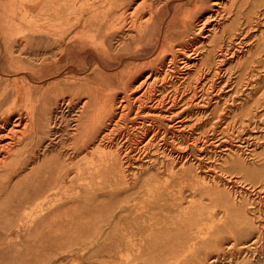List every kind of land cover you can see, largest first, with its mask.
Segmentation results:
<instances>
[{"label":"rangeland","instance_id":"obj_1","mask_svg":"<svg viewBox=\"0 0 264 264\" xmlns=\"http://www.w3.org/2000/svg\"><path fill=\"white\" fill-rule=\"evenodd\" d=\"M50 1L71 31L78 8ZM104 1L80 38L93 73L0 0V128L36 120L1 173L0 264H264V0H225L214 34L198 26L215 0H149L134 26Z\"/></svg>","mask_w":264,"mask_h":264},{"label":"bare ground","instance_id":"obj_2","mask_svg":"<svg viewBox=\"0 0 264 264\" xmlns=\"http://www.w3.org/2000/svg\"><path fill=\"white\" fill-rule=\"evenodd\" d=\"M76 1H79V0H76ZM75 0H51L50 2L51 3H49V4H52V6L53 7H55V11H56V13H58V12H60L61 10H64L65 12H63V13H65L66 14V12H68V13H70L69 11H72V7H77L78 8V10H79V12L80 13H78V14H75V16H68V18L65 20V21H63V22H65L66 24H67V26L68 27H70V28H73L71 31H67V33H62L60 30H62V29H59V26L60 25H63L64 23H60V25L59 24H56L57 22H59V21H62V11H61V14L60 15H57V14H52V16L50 15H47V12H46V10H45V12H44V8H45V6H48V4H47V2H46V0H39V2H30L29 0H21V5L20 6H18V7H20V9H22V8H27L28 10H30L31 11V8H35V10H36V12H37V16H36V23H35V28H34V30H35V33H36V36L40 39V41H43V36L46 34V30H47V28L50 30L49 32L50 33H48L47 32V34H50L51 35V37L53 38V40L55 41V43L58 45H56V49H57V51H58V53L60 54V60L59 61H61V64H65L66 65V61L67 60H69L70 62H71V67L73 68V69H76V67L78 68V67H80V63L81 62H83V63H87L88 65V68L89 69H92V72L94 73V71H96V66H94L95 65V63H97V64H99L100 65V63H101V61H102V57L99 55V53H98V55L97 54H88V52H87V54L86 53H84L83 52V49H82V46H83V44L85 43V40H80V38L81 37H83L84 35H85V27H86V22H87V18H86V9L88 8L87 7V3L89 4V5H92V6H97V8L98 7H100L101 6V3H103L102 1L103 0H94V1H91V0H89L88 2H87V0H81L80 2H76ZM107 0H105L104 2H106ZM109 1V0H108ZM158 1V0H157ZM164 1V0H163ZM170 1V0H169ZM110 6H112V7H114V9L117 11V12H119L120 14H121V17L122 18H124V17H127L128 18V20H130L131 21V25H135L134 24V21L137 19V18H139V15L141 14V13H143V12H146V10H148V8H150V1L149 0H110ZM154 2V1H153ZM196 2V1H195ZM109 3V2H108ZM174 3V2H173ZM176 3V2H175ZM179 3H182V2H179ZM179 3H178V5H179ZM229 2H227V4H228ZM189 4V3H188ZM193 4V3H192ZM227 4H226V2H225V0H215V1H213L212 2V9H213V12H209V13H207V14H205L204 16H202V21H200L199 22V31L200 32H202V33H206V34H214V33H216L217 31H216V25H214V23L213 22H215V21H213V19H214V16L216 15V13H219V11H221L222 9L224 10V7H225V5L227 6ZM104 5H105V3H104ZM157 5V4H156ZM162 5V4H161ZM175 5V4H174ZM173 5V6H174ZM177 5V4H176ZM175 5V6H176ZM229 5V4H228ZM51 6V5H50ZM50 6H48V7H50ZM155 5H153V7H154ZM187 6V5H186ZM17 7V6H16ZM155 7H157V6H155ZM154 7V8H155ZM183 7H184V5H183ZM228 7V6H227ZM47 8V7H46ZM68 8H72L71 10H68ZM96 8V7H95ZM94 8V9H95ZM110 8V7H109ZM152 8V7H151ZM153 8V9H154ZM173 8V7H172ZM180 8V7H179ZM92 8H90V10H91ZM158 9V8H157ZM182 9V8H181ZM194 9V8H193ZM68 10V11H67ZM98 10V9H97ZM107 10H109V9H107ZM155 10V9H154ZM188 9H186L185 11L188 13V11H187ZM195 10V9H194ZM211 10V9H210ZM88 11H89V8H88ZM93 11V10H92ZM152 11V10H151ZM184 11V10H183ZM191 11V10H190ZM75 12V11H74ZM77 12V11H76ZM89 12H91V11H89ZM96 12V11H95ZM110 12V11H109ZM112 12V11H111ZM172 12V11H171ZM180 12V11H179ZM104 13V12H103ZM148 13V12H147ZM157 13H158V10H156V16H157ZM193 13V12H192ZM221 13V12H220ZM219 13V16L221 15ZM49 14H50V12H49ZM70 14H72V13H70ZM106 14V13H105ZM105 14H103L102 15V17L105 15ZM127 14V15H126ZM184 14V13H183ZM190 14V13H189ZM36 15V14H35ZM72 15H74V14H72ZM95 15H100V13H96ZM110 15V14H109ZM155 15V14H154ZM176 15V14H175ZM179 15H180V13H179ZM65 16V15H64ZM90 16V15H89ZM92 16V15H91ZM182 16V15H181ZM218 16V15H217ZM66 17V16H65ZM107 17V16H106ZM105 17V18H106ZM179 17V16H178ZM184 17V16H183ZM186 17V16H185ZM188 17H191V16H188ZM187 17V18H188ZM93 18V17H92ZM96 18H98V17H96ZM100 18V17H99ZM104 18V17H103ZM145 18V16L143 15V17L142 18H140V19H144ZM157 18H158V20H160L161 19V17H159V16H157ZM94 19V18H93ZM119 19V18H118ZM148 19V18H147ZM190 19V18H189ZM89 20V19H88ZM90 20H92V19H90ZM89 20V21H90ZM97 20V19H96ZM106 20V19H105ZM127 20V19H126ZM149 20V19H148ZM216 20V19H215ZM88 21V22H89ZM93 21V20H92ZM91 21V22H92ZM121 21V20H120ZM130 21H128V22H130ZM137 21V20H136ZM139 21V20H138ZM145 22H146V20H144ZM181 21V20H180ZM186 21H187V19H186ZM95 22V21H94ZM110 22V21H109ZM114 22V21H113ZM116 22V21H115ZM166 22V24H167V21H165ZM178 22V21H177ZM48 23H51V24H48ZM106 22H104V24H105ZM169 23H171V21L169 22ZM168 23V24H169ZM190 23H192L191 21H190ZM216 23V22H215ZM217 23H219L218 21H217ZM66 24H65V27H66ZM92 24V23H91ZM94 24V23H93ZM108 26H110L108 23H106ZM116 24V23H115ZM178 24H179V22H178ZM177 24V25H178ZM193 24V23H192ZM96 25V24H95ZM94 25V26H95ZM103 25V24H102ZM131 25L130 24H128V26H130L131 27ZM139 25V24H138ZM172 25H173V23H172ZM180 25H182V24H180ZM88 26V25H87ZM93 26V25H92ZM106 26V25H105ZM196 26V27H197ZM61 27H63V26H61ZM89 27V26H88ZM102 27V26H101ZM130 27H128V30L127 29H125V30H127V31H129L131 28ZM164 27V26H163ZM197 27V28H198ZM89 28H91V27H89ZM105 28V27H104ZM103 28V29H104ZM114 28H115V26H114ZM113 28V29H114ZM65 29V28H64ZM96 29V28H95ZM105 29H107V28H105ZM105 29H104V33H105ZM108 29H110V28H108ZM133 29V28H132ZM138 29V28H137ZM194 29V28H193ZM19 30V29H18ZM98 30V29H97ZM115 30V29H114ZM124 30V29H123ZM190 30V29H189ZM197 30V29H196ZM1 31V30H0ZM33 31V30H32ZM64 31V30H63ZM87 31V30H86ZM102 31V30H101ZM138 31V30H137ZM140 31H141V29H140ZM164 30H162V32H163ZM169 31V30H168ZM192 31V30H191ZM219 31V30H218ZM19 32H22L21 30L19 31ZM65 32V31H64ZM89 32H91L90 30H89ZM130 32V31H129ZM190 32V31H189ZM195 32V31H194ZM24 33V32H23ZM34 33V32H33ZM94 33V32H93ZM96 33V32H95ZM94 33V34H95ZM103 33V32H102ZM109 33V32H108ZM131 33H134V32H131ZM164 33V32H163ZM168 33V32H167ZM106 34V33H105ZM127 34V33H126ZM136 34V33H135ZM169 34V33H168ZM177 34V33H176ZM175 34V35H176ZM189 33H187V35H188ZM191 34V33H190ZM157 35V34H156ZM155 35V36H156ZM163 35V34H162ZM194 35H195V33H194ZM200 35V34H199ZM202 35V34H201ZM216 35V34H215ZM1 36V35H0ZM46 36V35H45ZM88 36V35H87ZM166 36H167V34H166ZM190 36V35H189ZM208 36V35H207ZM206 36V37H207ZM213 36V35H212ZM219 36V35H218ZM90 37V36H89ZM164 37V36H163ZM194 37V36H193ZM205 37V36H204ZM204 37L203 38H201V40L202 39H204ZM205 37V38H206ZM31 38V37H30ZM29 38V39H30ZM50 38V37H49ZM171 38V37H170ZM175 38V37H174ZM181 38V37H180ZM190 38V37H189ZM208 38V37H207ZM219 38H221L222 39V37H219ZM90 39H91V37H90ZM94 39V38H93ZM163 39V38H162ZM166 39V38H165ZM209 39V38H208ZM63 40H66V42L65 41H63ZM139 40V42H140V39H138ZM179 40V39H178ZM191 40V39H190ZM34 41H35V39H34ZM46 41V40H45ZM81 41H84V42H81ZM189 41V40H188ZM222 41V40H221ZM221 41H220V43H221ZM90 42V41H89ZM94 42V41H93ZM105 42V41H104ZM163 42V41H162ZM161 42V43H162ZM179 42H181V41H179ZM178 42V43H179ZM193 42V41H192ZM214 42V41H213ZM212 42V43H213ZM39 43V42H38ZM47 43V42H46ZM95 43V42H94ZM93 43V44H94ZM165 43V42H164ZM187 43V42H186ZM198 43V42H197ZM25 44V43H24ZM91 44V43H90ZM160 44V43H159ZM195 44V43H194ZM194 44H193V46H194ZM203 44V43H202ZM222 44V43H221ZM85 45H86V43H85ZM100 45V44H99ZM122 45V44H121ZM172 45V44H171ZM179 45V44H178ZM94 46V45H93ZM101 46V45H100ZM99 46V47H100ZM196 46V45H195ZM221 46V45H220ZM186 48L187 47H189V46H185ZM192 47V46H191ZM190 47V48H191ZM199 47V46H198ZM161 48H162V46H161ZM174 48V47H173ZM194 48V47H193ZM178 49V48H177ZM180 49V48H179ZM182 49V48H181ZM196 49V48H195ZM200 49V48H199ZM202 50H203V52H204V49H207L206 47L203 49V48H201ZM182 50H186V49H184V47H183V49ZM182 50H180L179 52H181ZM191 50V52H193L192 51V49H190ZM198 50V49H197ZM201 50V51H202ZM208 50V49H207ZM157 52L159 51V50H156ZM199 51V50H198ZM209 51V50H208ZM99 52V51H98ZM177 52V51H176ZM183 52V51H182ZM188 52V54H190L189 52V50L187 51ZM200 52V51H199ZM186 53V52H185ZM194 53V52H193ZM192 53V54H193ZM202 53V52H201ZM195 54V53H194ZM204 54V53H203ZM179 55V54H178ZM177 55V56H178ZM180 55H182V53L180 54ZM187 55V54H186ZM208 55V54H207ZM153 56V55H152ZM189 56V55H188ZM190 56H192V55H190ZM140 57H142L141 55H140ZM140 57H137L138 58V60H139V58ZM198 57V56H197ZM196 57V58H197ZM121 58V57H120ZM124 58H126V57H124ZM134 58H136V57H134ZM167 58H169V57H167ZM129 59V58H128ZM130 59H132V58H130ZM141 59V58H140ZM191 59V58H190ZM194 59V58H193ZM214 59V58H213ZM134 62H135V59H132ZM167 60H169V59H167ZM183 60V59H182ZM199 60H200V58H199ZM206 59H204V61H205ZM208 60V59H207ZM212 60V59H211ZM132 61V62H133ZM137 61V60H136ZM144 61V60H143ZM157 62H159L158 60H156ZM165 61V60H164ZM187 61V60H186ZM195 61V60H194ZM56 62H58V61H56ZM129 63V61L128 60H122L121 61V64L120 65H124L125 63ZM181 62V65H182V62L183 61H180ZM189 62V61H188ZM200 62V61H199ZM206 62V61H205ZM141 63V62H140ZM174 63V62H173ZM201 63V62H200ZM135 64V63H134ZM154 64H155V61H154ZM195 63H193L192 65H194ZM212 64V63H211ZM83 65V64H82ZM101 65H102V63H101ZM100 65V66H101ZM138 65H139V63H138ZM160 65V64H159ZM159 65H158V67H159ZM174 65V64H173ZM186 65V64H185ZM185 65H184V67H185ZM189 65V64H188ZM191 65V64H190ZM195 65H198V64H195ZM194 65V66H195ZM67 66V65H66ZM125 66V65H124ZM165 66H167V65H165ZM201 66V65H200ZM68 67H69V65H68ZM122 67V66H121ZM139 67H140V65H139ZM203 67V66H202ZM204 67H205V64H204ZM102 68V67H101ZM126 68V67H125ZM136 68V67H135ZM164 66L163 67H161V69H159V71L158 72H150V74H148V75H146V76H144L143 78H140V80H139V82L140 83H137V85H135V91L137 92V90H139V91H141L142 92V95L153 85V83H154V81L156 80V79H158L160 76H162V72L164 71ZM187 68H189V67H187ZM192 68V67H191ZM197 68V67H196ZM201 68V67H200ZM80 69V68H79ZM82 69H84V68H82ZM86 69V68H85ZM103 69H105V68H103ZM138 69V68H137ZM140 69H141V67H140ZM139 69V70H140ZM143 69V68H142ZM155 69V68H154ZM176 69V68H175ZM203 69V68H202ZM87 70V69H86ZM101 70V69H100ZM144 70V69H143ZM156 70V69H155ZM174 70V69H173ZM190 70V69H189ZM194 70H195V68H194ZM193 70V71H194ZM205 70V69H204ZM73 71V70H72ZM81 71V70H80ZM196 71V70H195ZM121 72V71H120ZM166 72V71H165ZM165 72H164V74H165ZM170 72H171V70H170ZM188 72V71H187ZM190 72H191V70H190ZM198 72H199V70H198ZM76 73V72H75ZM78 73V72H77ZM85 73H86V71H85ZM119 73V72H118ZM167 73H169L168 71H167ZM189 73V72H188ZM200 73V72H199ZM63 74V73H62ZM94 75V74H93ZM121 75V74H120ZM143 75V74H142ZM188 75V74H187ZM191 75V74H190ZM225 75V74H224ZM18 76V75H17ZM163 77V76H162ZM172 77V76H171ZM200 78V77H199ZM29 79V78H28ZM161 79V78H160ZM165 79V78H164ZM200 80V79H199ZM199 80H197L198 82H199ZM215 80V79H214ZM160 81V80H159ZM164 81V80H163ZM163 81H161V82H163ZM165 81H166V79H165ZM179 81V80H178ZM177 81V82H178ZM80 83V82H79ZM160 83V82H159ZM176 83V82H175ZM135 84V83H134ZM79 85V84H78ZM156 85V84H155ZM158 85V84H157ZM161 85V84H160ZM175 85V84H174ZM198 86V85H197ZM80 87H81V85H80ZM123 87V86H122ZM158 87V86H157ZM152 89H153V86L151 87ZM205 88H206V86H205ZM132 89H134V88H132ZM197 90V89H196ZM149 91V90H148ZM152 91V90H151ZM151 91H149V92H151ZM140 93V92H139ZM146 93H148V92H146ZM145 95V94H144ZM147 95V94H146ZM145 95V96H146ZM144 96V97H145ZM118 97V96H117ZM142 97V96H141ZM148 97V96H147ZM222 97V96H221ZM135 98V97H134ZM137 98H139V97H137ZM136 98V99H137ZM149 98V97H148ZM151 98V97H150ZM91 99V98H90ZM90 99L89 100H86L84 103H83V106L81 105V107L83 108V107H86V106H89V105H87V104H89V101H90ZM122 99V98H121ZM132 99V98H131ZM91 100H93V99H91ZM118 100V99H117ZM116 100V101H117ZM139 100H141V99H139ZM149 100V99H148ZM122 101V100H121ZM134 101L136 102V100L134 99ZM151 101V100H150ZM154 101V100H153ZM199 101V100H198ZM118 102V101H117ZM137 102H139V101H137ZM142 102H143V100H142ZM161 102V101H160ZM91 103H92V101H91ZM120 103V102H119ZM118 103V104H119ZM122 103V102H121ZM124 103V102H123ZM136 104V103H135ZM140 104V103H139ZM149 104H151V103H149ZM156 104V103H155ZM158 104H159V102H158ZM122 105V104H121ZM129 105V104H128ZM159 105H161V104H159ZM118 106V105H117ZM78 107V106H77ZM123 108V107H122ZM80 109V108H79ZM88 109V108H87ZM83 110H85V109H83ZM125 110V109H124ZM85 112V111H84ZM79 115V114H78ZM122 115H123V112H122ZM32 118V117H31ZM122 118V117H121ZM131 119V118H130ZM36 121V120H35ZM34 121V122H35ZM33 122V123H34ZM33 123H31V121L29 120H26V119H16L15 120V122H13V123H11V125H10V129H8L7 131H8V133H9V135L7 134V133H4V131H5V129H2V128H0V177L2 176L1 175V173H3V172H5L7 169H8V165H9V161H10V157H11V155H12V152H13V150H14V147H15V145L18 143V142H20V141H22V140H24V138H26L27 136H29L30 137V134L29 133H31L30 131H31V126H32V124ZM36 123V122H35ZM114 123H116V122H114ZM4 125V124H3ZM54 125V124H53ZM36 126V125H35ZM168 126V125H167ZM6 127V126H5ZM37 128V127H36ZM35 128V129H36ZM39 128V127H38ZM33 130V129H32ZM36 131V130H35ZM37 132V131H36ZM35 132V133H36ZM39 132H37V134H38ZM5 134V135H4ZM7 134V135H6ZM33 134V133H32ZM41 134V133H40ZM39 135V134H38ZM32 136V135H31ZM35 136V135H34ZM37 138V137H36ZM29 139V138H28ZM154 139V138H153ZM25 141V140H24ZM20 144V143H19ZM98 144H96V146H97ZM22 147V146H21ZM18 148V147H17ZM93 148V147H92ZM91 148V149H92ZM23 149V148H22ZM94 150V149H93ZM92 150V151H93ZM96 150V149H95ZM94 150V151H95ZM139 150V149H138ZM218 151V150H217ZM19 152H21V149H20V151ZM13 155H14V153H13ZM17 156H18V154H17ZM14 157H16V156H14ZM181 158V157H180ZM12 160H15V158L14 159H12ZM191 160V159H190ZM180 161H182V160H180ZM177 162V161H176ZM14 163V162H13ZM180 163V162H179ZM35 166V165H34ZM176 166V165H175ZM13 167V166H12ZM12 167H10V168H12ZM20 167V166H19ZM33 167V166H32ZM36 167V166H35ZM178 167V166H177ZM37 168V167H36ZM176 168V167H175ZM18 169V168H17ZM34 169V168H33ZM36 170V169H35ZM175 170V169H174ZM10 171V170H9ZM25 171V170H24ZM23 171V172H24ZM30 171H31V169H30ZM14 172V171H13ZM6 174V173H5ZM8 174V173H7ZM6 174V175H7ZM15 174V173H14ZM17 174H19V173H17ZM13 175V174H12ZM11 176V175H10ZM22 177H23V175H22ZM19 178V177H18ZM21 178V177H20ZM3 179V178H2ZM5 179V178H4ZM13 180H15V179H13ZM23 181V180H22ZM15 182V181H14ZM5 185V184H4ZM3 185V186H4ZM2 186V185H1ZM12 187V186H11Z\"/></svg>","mask_w":264,"mask_h":264}]
</instances>
